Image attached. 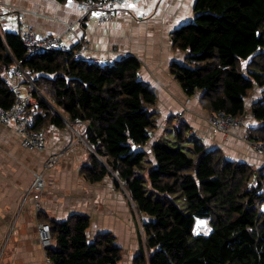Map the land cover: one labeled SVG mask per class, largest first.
Instances as JSON below:
<instances>
[{
  "label": "trees",
  "instance_id": "1",
  "mask_svg": "<svg viewBox=\"0 0 264 264\" xmlns=\"http://www.w3.org/2000/svg\"><path fill=\"white\" fill-rule=\"evenodd\" d=\"M194 13L192 23L171 34L174 48L188 54L186 64L172 66V75L188 97L203 93L213 114L245 119L246 99L256 87L264 89V0H196ZM124 57L103 67L58 50L28 58L18 34L0 33V109L9 112L19 101L7 80L18 64L48 98L23 79L36 103L26 107L31 131L66 129L63 118L86 125L85 139L106 166L92 155L83 178L98 184L117 177L115 187L125 188L146 220L133 264H264V195L254 186L264 170L208 151L188 138L186 126L149 146L157 121L149 109L157 94L140 80L141 62ZM251 111L260 127L250 129L249 141L264 144V95ZM200 220L208 235L197 233ZM44 222L51 264H120L116 238L91 240L88 217Z\"/></svg>",
  "mask_w": 264,
  "mask_h": 264
},
{
  "label": "crops",
  "instance_id": "2",
  "mask_svg": "<svg viewBox=\"0 0 264 264\" xmlns=\"http://www.w3.org/2000/svg\"><path fill=\"white\" fill-rule=\"evenodd\" d=\"M195 3L196 0L130 1L120 8L112 21L111 36L103 35L102 27H93L91 34H86L88 30H77L78 36L85 38L96 59L128 55L141 62L140 80L157 94L156 104L149 109L157 117L149 146L166 137L164 132L167 136L175 135L169 126L185 108L190 111L188 124H185L187 136L194 131L196 136L191 137L201 141L208 151H219L227 161L262 171L264 155L246 142L245 129L233 130L229 135L212 133L207 117L213 112L204 103L207 111L192 101L196 95L188 97L172 75V66L186 64L188 54L174 48L171 34L195 20ZM0 5V25H5L6 32L15 31L18 26H30L40 35L64 36L66 25L79 20L82 13L79 4L55 0H0ZM66 39L71 45L75 43V40ZM23 82V78L18 77L15 83L22 91L25 90ZM263 95L264 89L256 87L246 99L244 120L249 130L260 127L251 109ZM46 137H50L47 151L36 152L24 146L13 121L0 123V248L3 247L0 264H48L45 251L37 241L40 221L63 222L78 215L91 216L92 226L88 232L91 240L99 235H112L118 239L117 246L127 253L121 264H133L139 250L136 230L131 223L133 202L130 196L127 197L131 203L126 201L121 192L123 187H115V179L94 185L81 177L80 169L90 160L80 148L69 150L58 166L46 175L50 182L47 198L42 204L43 211L36 213L33 195L26 196L32 179L36 173L44 171L50 155L69 144L65 129L50 128Z\"/></svg>",
  "mask_w": 264,
  "mask_h": 264
},
{
  "label": "built area",
  "instance_id": "3",
  "mask_svg": "<svg viewBox=\"0 0 264 264\" xmlns=\"http://www.w3.org/2000/svg\"><path fill=\"white\" fill-rule=\"evenodd\" d=\"M140 2L142 0H108L105 2H96V3H87V4H79L81 9L84 13H86V17L89 20H92L98 15L103 16L104 21H108L112 19L113 16H115V11L119 8L121 5H124L126 2ZM76 24V23H75ZM67 25V31L66 34L69 31H74L76 29L77 25ZM5 32V29L3 26L0 25V33L3 34ZM13 33L18 34L24 45L27 48L28 51V58H32L38 55H41L43 53H46L48 51L58 50L62 52H71V50L67 47L64 36H58V35H40L36 33L30 26H18V29L15 31H11ZM74 55V53H73ZM74 58L76 61L80 62L82 60H87L90 64H94L99 67L103 66H112L115 63V60L124 61L125 57L121 56L118 59L115 58H105V59H87L85 56L80 55V53H77L74 55ZM20 74L22 75H28L26 70H23L20 65L16 64L10 71L7 72V80L9 83H11V87L14 91V93L17 95L19 101L9 112L4 111L0 109V123L7 124L11 121L15 123V126L17 127L19 133L21 134L23 138L24 146L36 150V151H43L45 150V138L42 134L34 133L29 128L32 124V119H28L26 115H24V111H26V107L31 105L35 106L36 103H29L30 99H24L20 98L21 90L14 85V82L17 78V76ZM30 82H32L31 79H28ZM181 115V113H180ZM181 120L179 119L178 122ZM209 124L211 125V128L216 133H230L233 130H236L238 128L245 129V140L248 139L250 130L245 125L244 118L239 119H233L229 116H226L223 113H217L213 114L209 119ZM253 147L261 154L264 155V144L258 143L253 144ZM62 159L61 154L53 155L47 160V164H45L46 170H51L55 168L59 161ZM264 176V172L260 174V177ZM34 179V183L32 187H30L28 193H34L41 191L42 188L45 186V174L37 173ZM254 186L261 188L258 189V195H264V179H258L254 181ZM38 194V193H37ZM37 197L34 198L36 201V213L40 214L41 206L39 204V201L37 200ZM38 232L40 235V238L42 240L43 246L45 248V254L47 249L51 246V232H50V226L46 224H39L38 225ZM46 259L47 254H46ZM48 264H51L48 261Z\"/></svg>",
  "mask_w": 264,
  "mask_h": 264
},
{
  "label": "rangeland",
  "instance_id": "4",
  "mask_svg": "<svg viewBox=\"0 0 264 264\" xmlns=\"http://www.w3.org/2000/svg\"><path fill=\"white\" fill-rule=\"evenodd\" d=\"M72 3H74V2H72ZM77 4V3H76ZM127 4V2L124 4V5H126ZM78 5V4H77ZM124 5H121L120 6V8H122V7H124ZM1 6V5H0ZM120 9L118 8L116 11H115V16H113L112 17V19H110V20H108V21H104V19H103V16H101V15H98V16H96L95 18H93L92 20H89L87 17H86V13H84L83 12V10H81L82 11V13H81V17L79 18V20H77V21H75L74 23H71V24H67V25H74L75 23V25H77L78 24V26L76 27V29H74V31L72 30V31H69L67 34H66V31H67V28H66V30H65V38H64V41H65V43H66V45H67V47L71 50V52H73L74 53V55L75 54H77V53H80V55H83V56H85V57H87L88 59H96L95 57H92V55H93V50H91L92 48L90 47V45L85 41V38H80L79 39V36H78V31L79 30H81V29H83V30H85V32L88 30V32H86V34L88 33V34H91L92 33V31H93V27H102V29H103V35H106V36H111V31H110V29H111V23H112V21L114 20V18L116 17V15H117V12L119 11ZM89 21H90V23H89ZM85 23H88V24H85ZM90 24V25H89ZM66 25V24H65ZM67 25H66V27H67ZM1 26H5V25H1ZM32 28V27H31ZM78 30V31H77ZM124 32V31H123ZM4 33H7L6 31L5 32H3V34ZM47 35V34H46ZM50 35H52V34H50ZM63 36V35H62ZM66 37H68V39H72V41L73 40H75L74 42L75 43H72V45L70 44V43H67V39H66ZM90 43V42H89ZM87 55V56H86ZM124 55V54H123ZM121 57V56H120ZM120 57H114V56H111V55H109V56H107V58H109V59H111V58H115V59H118V58H120ZM75 59V58H74ZM103 59V57L101 58V60ZM105 59V58H104ZM246 66V65H245ZM244 66V67H245ZM20 75H22V74H20ZM18 77H20L19 75L17 76V78ZM23 79H25L26 80V83H29V85L30 86H32L33 88H35V90L39 93V95L43 98V99H45V100H47L48 101V98L42 93V92H40L39 90H37V88L36 87H34L35 85H34V82L32 81V82H30L28 79H31V80H33L32 78H31V75L30 76H28V75H22L21 76ZM14 83H16V81L14 82ZM28 85V86H29ZM28 86H24L25 87V90L24 91H22L20 88V90H21V97L22 98H24V99H30V102L29 103H35V101H34V99H32V98H30V95L28 94L29 93V87ZM23 92H25L26 94H24ZM192 99V98H191ZM202 99H203V97H201L199 94H196V96H195V98H193V100L192 101H195V103L197 104L198 103V105H200V107L201 108H203V110L204 111H207L205 108L206 107H204V105H203V101H202ZM186 104H184L183 106H185ZM190 111H188L187 109H185L184 108V110H182V111H179L178 112V114H177V116H175V120H174V122H172L171 123V126H169V130H172V132H176L177 130H181L182 128H183V126H185V124L188 122V115H190V114H188ZM180 113H181V115H180ZM191 113H192V111H191ZM188 114V115H187ZM24 115H26V117L28 118V119H30L31 117H28L27 116V113H26V111H24ZM213 114H211L210 113V116L209 117H207L208 118V124H209V119H210V117L212 116ZM196 117V116H195ZM197 118H200V119H203V117H197ZM179 119L181 120L180 122H178L179 121ZM168 124V123H167ZM166 124V125H167ZM188 124V123H187ZM210 125V124H209ZM66 129H65V131L68 133V139L67 140H69V142L68 141H66L67 143H69L67 146H66V148L65 149H63V150H61L60 152H57V153H54V154H52V155H50L49 156V158L51 157V156H53V155H57V154H61L62 155V159H63V157H64V155H66L67 153H68V151L70 150H72V149H75V148H80L83 152H84V155H85V158L86 159H88L89 158V160L91 159V156L92 155H95L96 157L98 156L97 154H96V152L91 148V147H89L88 146V142H87V140L85 139L86 138V131H87V128H86V126L84 125H82V124H71V123H69L68 121H67V124H66ZM168 126V125H167ZM16 127V126H15ZM210 128H211V125H210ZM166 129V128H165ZM238 129H241V128H238ZM242 129H243V127H242ZM16 130L18 131V129H17V127H16ZM49 130V129H48ZM48 130H46L42 135L44 136V138H45V150H43V151H36V150H34V151H36V152H46L47 151V149H48V145H49V143H50V137H46L47 136V132H48ZM174 130V131H173ZM211 130H212V128H211ZM165 131V130H164ZM19 132V131H18ZM155 132V130L153 131V133ZM46 133V134H45ZM212 133H215V134H217L216 132H214L213 130H212ZM232 132H230V133H221V134H224V135H229V134H231ZM164 135L166 136V137H169V136H167L166 134H165V132H164ZM191 136H196V133L194 132V131H191ZM191 136H188V138L189 139H191V141H193V142H195V141H197V139H194L193 137H191ZM174 137V136H173ZM155 138V140H156V136L154 137ZM23 139V138H22ZM163 139H165V137L163 138ZM176 139H174V141H175ZM246 142H248V143H251L250 141H249V137H248V139L246 140ZM253 144V143H252ZM48 158V159H49ZM61 159V160H62ZM97 159L100 161V163H102L103 165H105L106 166V162H105V160L104 159H101V158H99V157H97ZM61 160L59 161V162H61ZM47 162V161H46ZM45 164H47V163H45ZM59 164V163H58ZM58 166V165H57ZM56 166V167H57ZM84 166V165H83ZM83 166H82V168H83ZM55 167V168H56ZM81 168V169H82ZM54 169V168H53ZM53 169H51V170H53ZM80 169V171H82ZM51 170H46V168L44 169V171L43 172H41L42 174H45V178L47 177L46 175L51 171ZM37 174V173H36ZM80 175H81V177L83 178V176H82V174H81V172H80ZM35 176V175H34ZM115 176V175H114ZM34 179H35V177H33V179H32V184H31V187H32V185H33V183H34ZM48 177L45 179V186H44V188H42L41 189V191H38V192H34V193H28L27 194V192H26V196L27 195H29V196H31V195H33V197L34 198H36V196H38L37 197V200L39 201V204H40V206H41V211H43V206H42V204H43V201L47 198V188L49 187V183L50 182H48ZM107 179H113V178H111V177H108ZM116 179V178H115ZM106 180V179H105ZM94 185H96V184H94ZM124 188V187H123ZM122 188V190H121V192H122V195L124 196V198H126V201L127 202H129V203H131L130 202V198H128L127 196H129V195H127L126 193H125V188L123 189ZM38 193V194H37ZM26 196H24L26 199H27V197ZM131 208H132V212H133V216L131 217V223H132V225H133V228L132 229H134V230H136V232H134L135 233V235H136V239H137V245H138V249L140 250V245H141V243H143L142 241H144L145 240V233H144V230H143V225H144V223L146 222V220L145 219H143V217H141L139 214H138V212H137V210H135L136 208H135V205H134V203H133V205L131 204ZM84 216H86V217H88L89 219H90V221H91V226H92V218H91V216H88V215H84ZM40 223L41 224H47L46 222H43V219H42V222L40 221ZM91 226H90V228H91ZM196 231H197V233L198 234H204V235H208L209 233H210V229H209V227H208V225H207V223L205 222V221H202V220H200L199 222H198V224H197V228H196ZM88 232H89V230H88ZM98 237H101L100 235L99 236H97L96 238H98ZM8 237H6V241L4 242V244H5V248H6V244H7V241H8V239H7ZM118 239L116 238V242H118L117 241ZM37 241L40 243V245H41V247H42V250H44L45 251V248H44V246H43V243H42V240H41V238H40V235H39V232L37 233ZM2 246H1V248H0V257H1V251H2ZM121 248V247H120ZM121 250H122V253H123V256H122V260H121V262L123 261V259H124V255L125 254H127V253H125V251H124V249H122L121 248ZM139 250H138V252H137V254L139 253ZM41 258H42V256H41ZM121 262H120V264H121Z\"/></svg>",
  "mask_w": 264,
  "mask_h": 264
},
{
  "label": "water",
  "instance_id": "5",
  "mask_svg": "<svg viewBox=\"0 0 264 264\" xmlns=\"http://www.w3.org/2000/svg\"><path fill=\"white\" fill-rule=\"evenodd\" d=\"M65 121H66V123H67V120L65 119V118H63ZM88 146L90 147V145L88 144Z\"/></svg>",
  "mask_w": 264,
  "mask_h": 264
}]
</instances>
